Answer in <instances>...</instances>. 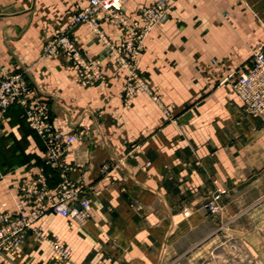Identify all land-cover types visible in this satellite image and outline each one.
Listing matches in <instances>:
<instances>
[{"label": "crops", "instance_id": "1", "mask_svg": "<svg viewBox=\"0 0 264 264\" xmlns=\"http://www.w3.org/2000/svg\"><path fill=\"white\" fill-rule=\"evenodd\" d=\"M88 1L0 0V80L23 72L55 127L83 133L53 168L23 107L11 105L0 119V212L16 209L20 186L39 171L50 187L64 172L90 199L86 220L47 213L2 264H220L221 245L251 242L244 219L264 209V120L247 115L233 89L264 46V0H175L136 63L162 105L146 93L123 99L126 70L104 39L118 44L124 26L71 31L84 56L101 60L98 84H82L62 54L43 53ZM156 1L123 0V13L142 23L140 8ZM217 187L229 192L213 214L205 202ZM52 235L71 262L57 259Z\"/></svg>", "mask_w": 264, "mask_h": 264}, {"label": "built area", "instance_id": "2", "mask_svg": "<svg viewBox=\"0 0 264 264\" xmlns=\"http://www.w3.org/2000/svg\"><path fill=\"white\" fill-rule=\"evenodd\" d=\"M175 0H157L140 8L143 21L129 22L123 13V0H89L79 10L69 14L66 27L57 29L46 41L43 53L48 56L62 54L77 71L78 80L84 85H95L105 80L101 60L87 58L71 37L72 29L82 23L90 24L100 33V22L110 21L124 26L127 36L118 44L104 39L106 49L116 56L117 71L126 70L123 99L129 102L140 93L150 95L157 103L161 98L156 89L136 70V63L143 49L146 34L162 22L174 6ZM233 89L242 101V110L249 116L264 120V46L253 52L251 66L240 70L233 82ZM33 88L23 72L7 73L0 80V119L8 108L19 103L32 128L45 145V161L53 168L61 165L65 152L83 138L82 132L64 133L53 123L51 108L46 100H30ZM165 113L169 110L164 108ZM107 170L106 165L103 166ZM225 187H217L205 202L213 214L220 211V201L228 194ZM90 199L83 187L70 180L63 172L61 181L54 187L47 183V176L39 171L20 186V196L14 211L0 212V264L5 257L13 256L24 242L29 230H38L37 222L47 213H54L77 220L89 217ZM57 259L71 262L73 251L58 236H45Z\"/></svg>", "mask_w": 264, "mask_h": 264}, {"label": "rangeland", "instance_id": "3", "mask_svg": "<svg viewBox=\"0 0 264 264\" xmlns=\"http://www.w3.org/2000/svg\"><path fill=\"white\" fill-rule=\"evenodd\" d=\"M244 222L246 231H252L251 242L244 244L237 241L221 245L220 264H264V209L247 214Z\"/></svg>", "mask_w": 264, "mask_h": 264}]
</instances>
